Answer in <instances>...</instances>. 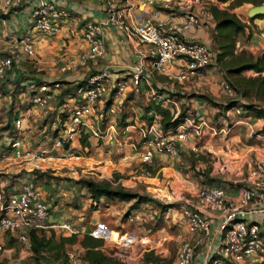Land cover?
<instances>
[{
	"label": "built area",
	"instance_id": "obj_1",
	"mask_svg": "<svg viewBox=\"0 0 264 264\" xmlns=\"http://www.w3.org/2000/svg\"><path fill=\"white\" fill-rule=\"evenodd\" d=\"M104 5V20L88 22L82 29L86 49L69 61L68 69L85 67L106 54L104 28L113 25L122 31L127 40L134 41L132 48L136 59L131 71L124 77H116L108 67L88 75L76 88L77 101L62 124V135L55 137V145L63 146L75 135L89 132L96 134L93 120L95 105H104V97L111 94L110 104L105 112H115L114 102L120 100L127 89L139 91L141 81L149 76L165 75L178 83L205 78L216 67L215 51L209 42L186 38L184 33L199 27L202 21L213 19L205 6L206 0H146L155 6L142 20L128 22V12L122 0H98ZM24 0H0L3 10L19 7ZM208 10H207V9ZM67 10L56 5L53 0H38L30 9L31 30L22 37H14L5 49L0 50V105L8 95L3 91V83L8 74L24 56L35 53V35L56 36L60 32ZM77 84V83H76ZM226 95H235L225 81L219 83ZM26 104L40 110L46 109L55 95L61 90L59 81L48 84L31 85ZM163 101L161 96H158ZM169 100L168 98L164 101ZM102 110V109H101ZM178 113V111L176 112ZM198 115H196L197 117ZM183 122L167 131L148 129L151 137L144 140L139 152V160L144 164L141 175L150 176V164L155 154L173 158L178 153L177 142H184L193 133L203 136L208 128L203 118L182 117ZM24 115L12 119V129L0 136V169L11 158L38 160L46 156V151L20 149L24 135ZM160 126V125H159ZM185 126V127H184ZM212 129V128H211ZM10 134V136H9ZM191 149L196 150L195 145ZM3 164V165H2ZM32 171V170H31ZM250 182L241 187L234 198H229L225 188L217 185H204L199 188L193 203L180 207L179 214L187 234L191 237L179 245L174 264H190L194 250L205 245L211 237L212 223H216L217 233L221 234L218 249L205 257V264H262L264 262V230L262 223L251 216L264 212V161L255 160L249 164ZM33 177V175H32ZM51 216L49 205L43 200L41 191L29 180L22 182L9 195L4 197L0 189V231L18 232L21 240L27 239V232L35 227L45 226ZM55 224L74 234L79 233L70 217L61 214ZM212 245V243H211ZM2 245L0 244V251ZM55 264H90L84 259V248H70L64 257Z\"/></svg>",
	"mask_w": 264,
	"mask_h": 264
},
{
	"label": "rangeland",
	"instance_id": "obj_2",
	"mask_svg": "<svg viewBox=\"0 0 264 264\" xmlns=\"http://www.w3.org/2000/svg\"><path fill=\"white\" fill-rule=\"evenodd\" d=\"M228 3L218 6L223 8ZM253 5L252 3H243L231 8L230 11L257 31L254 21L251 22L248 16V10ZM242 35L245 36L246 32L237 36L236 51L238 52L242 49L238 45V41L243 42ZM248 44L246 50H249L254 56L261 51V46L257 41ZM211 45L213 46V44ZM243 75L255 74L246 71L243 72ZM226 76L224 69H221L218 63L214 70L199 80L178 83L173 79H167V76L165 79L156 76L159 84L163 85L167 81V86L177 91L168 92L171 98L180 100L177 105L178 113L176 110H167L172 120L181 119L179 122L181 124L184 120L179 118V113L183 111L184 117L207 120L209 127L204 131L202 138L197 137L199 140L194 144L197 151L186 148L183 152L178 150L177 155L173 158L162 155L163 162L161 164L154 155L150 167H147L151 173L149 177L141 175L145 166L139 160V152L142 142L151 137V132L148 131L149 127L153 125L156 130L160 129V126L154 121V119L157 121L158 118H153V116L159 114L158 111L162 108L153 104V108L147 111L148 106L144 104L145 96L140 95L139 92H128L126 96L114 102L115 115L112 123L116 133L113 132L112 135L116 136L117 140L108 138L110 135L108 130H111L107 125L109 116L105 117V112L99 109L101 103H96L95 111L96 115L98 112H103V115L97 120H93L97 137L93 136L91 132L75 135L69 141L67 150L62 145H55L56 134L62 135L63 131V127L58 121L57 110L62 103H65V111L70 113L74 107L71 102L64 101L62 95L57 93L46 109L39 110L38 115L28 117V120L26 118L24 138L30 143L26 145L27 149L34 150L37 147H43L51 150L49 155L52 158L48 159L45 156L42 160H32L33 165H38V168L33 167L37 175L36 183H54V191L59 193L62 190L64 193L61 194L64 205L67 207L70 205L72 208L84 207L82 210L83 224L94 217L97 218L98 210L111 206L110 216L114 215L117 222L115 225L109 221L106 223L110 228L117 227L120 231H117L119 236L115 237L116 241L113 244L105 243L103 240L101 249L107 257L112 259L108 264H174L179 245L183 240L190 238L182 226L184 223L179 215L180 207L194 202L197 191L204 185L225 187L245 184L244 181L234 183L232 180L235 178L229 177L234 175L237 178H243L247 175L249 164L256 160L252 157L248 161H244L238 157L239 153H234L238 149H235L230 141L234 122L244 115L242 113L245 110H241L239 106H237L238 112L233 109L224 110L209 101V99L217 103H227L234 99L246 101L240 98L236 92L233 96L223 92L222 86L219 84L221 80L234 90L232 82L235 78ZM151 87L156 93L166 91L153 81H151ZM13 89L17 91L18 85ZM65 89H70V85L62 87V91ZM146 89L150 90L149 86H146ZM14 90L10 93L11 95L15 92ZM251 99L249 98V100ZM199 100L201 102H197ZM14 107L12 105L9 110L2 106L0 108V136H3L2 132L6 127L9 126L12 129L11 120L14 117ZM22 108H26V106H22ZM246 112L250 111L246 110ZM148 113H150V117H145ZM196 115L198 116L196 117ZM251 116L253 130L248 134L253 137L262 135L264 124L263 126L262 122L254 124L257 121L253 119L255 118L253 115ZM124 124L133 126L127 130L132 135L133 146L129 145L127 140L122 137ZM106 135L107 137H105ZM99 136H103V138H98ZM88 137L91 139L89 140ZM192 140L194 139L190 135V138L188 137L184 143L189 144ZM160 167L164 169L160 170ZM1 170L3 173L0 174V178L11 175L4 172V169L1 168ZM79 179L105 181L111 187H123L136 196L128 201L117 199L113 202L102 198L100 202L93 204L88 190L78 183ZM261 226L264 230V222ZM199 250H201L200 247L195 248L190 264H193Z\"/></svg>",
	"mask_w": 264,
	"mask_h": 264
},
{
	"label": "crops",
	"instance_id": "obj_3",
	"mask_svg": "<svg viewBox=\"0 0 264 264\" xmlns=\"http://www.w3.org/2000/svg\"><path fill=\"white\" fill-rule=\"evenodd\" d=\"M37 2L38 0H24V2L17 8L8 10H3L0 8V50L5 49L7 46H9L14 37H22L23 35L30 32L31 25L29 12ZM53 2L56 5L61 6L67 10V16L64 18L60 32L56 36H50L47 34L35 35L34 55L31 57L24 56L22 61L16 65L14 71L7 75L2 86L4 93L8 95V97L0 105V108L2 106L9 110L12 105L15 106L14 117H12V119L15 118L18 114L24 115V129L26 118L28 120V117L30 118L38 115V111L40 110L33 106H28V104H26L25 102L26 98H24L23 93H25L26 97L29 95V86L48 84L52 81H59L61 83V90L59 94L63 95V92H65L66 89L62 91V87H65L66 85L72 86L73 84L83 81L91 73L105 67L110 68L115 73V76L117 78L124 77L129 74L136 61L132 51V48L136 46V43L134 41L127 40L124 37L122 31L115 26L108 25L104 28L106 54L96 61L89 62L85 67H81L77 70L68 69L71 66V63H69V61L75 59L81 51L86 49V43L82 37V29L84 25L88 22H102L105 16L104 5L98 0H53ZM122 3L124 6H126V10L128 12L126 20L128 22L130 21L134 23L142 20L155 6L154 4H149L146 0H122ZM226 3L227 2L221 3L218 0H206L205 6L209 9L212 4L225 5ZM254 23L256 25L257 31H255V29L249 25L250 31L249 29H246V35L241 36L243 42L238 41V45L240 48L246 50V46L249 45L248 43L257 41V43H259V46H261V50H264V47H262L264 44V18L255 19ZM213 27L214 19L206 21L203 20L199 27L192 31L185 32L184 36L186 38L209 42L210 44H212L211 31H213ZM156 76H160L161 79H165V75L155 74L149 76L147 82L144 80L141 81L138 92L140 93V95L145 96L144 104L150 107H153V104H157L164 110L172 109V111L176 110V112H179V109H177V105L178 103H180V100L171 98L168 94V92L173 93L177 91L173 90L172 87L167 86V81L163 83L164 86L162 85V83L159 84L157 82ZM166 78L169 79L168 77ZM151 81L155 82L157 85L162 86L167 92L165 91L156 93L151 87ZM16 85H18L19 88L17 91L13 89ZM146 86H149L150 90H147ZM13 90L15 92L11 95L10 93L13 92ZM128 92L138 93L133 90L127 89L124 91L122 97L126 96ZM158 96H161L163 98V101L158 98ZM105 97H107V99H104V105H100L99 107V109H102V111L104 112L107 106L110 104L111 94H108ZM62 98L64 101L71 102L72 106L75 105L77 101L76 95L71 96L68 92L65 93L64 97L62 96ZM166 98H168L169 100L164 101V99ZM197 102L201 101L199 100ZM22 106H26V108H22ZM65 106V103H62L58 107L57 117L59 118V122H61L62 119L63 121H65V118L67 116L68 112L65 111ZM207 107L209 108V106ZM148 109L147 111H150ZM232 109L236 112L239 111V108L237 106H234ZM240 109L242 110V108ZM200 112L203 113V111ZM252 112L253 111L247 113L246 110L243 111L242 114L244 115H241L238 120L234 122V129L232 130L230 141L234 145L235 149H238V151L236 150L234 153H239L238 157H240L244 161H248L252 157L256 160L264 161V133L262 135H257L256 137L248 134L253 130V123L250 121L252 117L251 115H253L255 117L253 119L257 121L254 124H259V122H262V126L264 124V116L252 114ZM114 115V113L108 114L107 112H105L104 115L105 117L109 116L107 125L109 126V129H111L108 130V134H110L108 138L110 140H117V137L112 135L113 132L116 133L114 124L112 123ZM145 117H150V113L146 114ZM159 117L160 114H155L153 116V118H158L157 121L154 119L158 126L160 125ZM97 119L98 118H95L94 120ZM124 127L125 128L122 130V137L123 139L127 140L126 142L129 145L133 146L132 135H130V133H128L127 131L130 127L133 126L130 124H124ZM205 130L206 128H204V131ZM92 135L97 137L96 134L92 133ZM107 135L105 137H107ZM191 135L194 139L191 142L192 145L191 143H184L185 141L177 142L179 152H183L186 150V148H191L195 143H197V140L199 139L194 136L193 133ZM24 136L25 134L21 139L22 144L20 146V149L22 151L28 150L26 145L30 144L27 139L24 138ZM203 136H201L200 138H202ZM98 138L102 139L103 136H99ZM90 139L91 138H89V140ZM143 143L144 141L142 142V145ZM63 147L65 150L68 149V146L63 145ZM38 149L46 151V158H52L49 155L51 153V150L43 147H37V149L34 150ZM155 155L159 163L161 164V162H163L162 155ZM34 166L37 167L38 165H33L32 160H24L22 158H11L4 162V166L2 167V169H4V172H6L7 174L12 175H8V177L3 176L0 178V189L4 192V197L13 192L15 188H17L22 182L27 179L32 181L33 183L31 176L32 171H34ZM163 169V167H160V170ZM1 173H3V171L0 169V174ZM229 177L235 178L232 180L234 183L242 181L245 182V184L241 185L236 184L237 186L227 185L224 187L227 196L229 198H234L238 190L240 189L238 187L243 185L247 186L249 184V168H247V175H245L243 178H237L234 175H231ZM5 185H9L8 191H4ZM35 185V187H37L41 191L43 200L46 201L51 207L52 215L50 216V219L45 226L35 227L30 229L29 231L33 230L35 231V234L37 236L44 237L46 239L50 238L54 242H59L60 239L64 237L75 236L76 242L72 244L65 243L64 246L60 248L57 255H55V250L41 251L40 255H42L44 258L37 259L38 257L34 255L30 249V239L28 232L27 239L21 240L18 232L0 231V244L2 245V250L0 251V264H55L57 258H63L65 251H67L68 249L81 248L80 240L84 237L85 234L97 238H102L105 243L109 242L113 244V242L116 241L115 237L119 236V233H117V231L120 230L117 227L110 228L106 223L109 221L115 225L117 222V218H115L114 215L110 216L111 206L103 207V209L98 210L99 215L96 216L97 218L94 217V219L83 224L84 217L82 210L84 207L72 208L70 205L68 207L64 205L63 198H61V194H64L63 191L61 190L59 191V193L57 191L51 192L53 191V189H55L54 183L48 184L41 182V184L36 183ZM107 200L109 202H113L116 199ZM60 212L61 214L69 216L70 220L72 218L71 223L78 228L79 233L74 234L71 231L62 229L60 226L55 224V215ZM251 217L254 220H258L262 224L264 222V212L253 215ZM216 225L217 224L215 222L212 223L210 240L205 245L198 246L201 250H199V253L195 256L193 264H205L204 261L207 254L209 252H211V255L216 253L221 239V234L217 233ZM95 232H98L100 234Z\"/></svg>",
	"mask_w": 264,
	"mask_h": 264
},
{
	"label": "trees",
	"instance_id": "obj_4",
	"mask_svg": "<svg viewBox=\"0 0 264 264\" xmlns=\"http://www.w3.org/2000/svg\"><path fill=\"white\" fill-rule=\"evenodd\" d=\"M221 3L229 2L226 7L220 8L217 4H212L209 8L214 19L213 31H211L212 38V48L215 51V60L219 64L221 69H224V74L226 77H234L232 85L238 96L246 101L240 99L230 100L227 103H217L216 101H209L215 106H219L224 110L232 109L234 106H239L242 110L253 111L257 115L264 116V50H261L256 56L245 49H241L239 52L236 51L237 36L239 34H244L246 29H249L247 22L242 21L235 13L231 12L230 9L240 6L243 3H252L254 5H260L264 3V0H218ZM264 18V14L258 15L256 17H251L249 20L253 22L255 19ZM252 72L250 76L243 75V72ZM83 81L78 82L70 86V89H66L65 93H69L71 96L76 95V88L78 84L80 85ZM207 98V97H205ZM249 98H252L249 100ZM240 101V103H238ZM157 105V104H156ZM148 110L153 107L148 106ZM161 115L160 127L162 131H167L172 127H176L181 119L172 120L170 113L167 110L160 109L158 111ZM184 116L183 111L179 113V118ZM63 119L60 125L63 124ZM10 127L3 129L4 133ZM56 134V133H55ZM57 135V134H56ZM10 136V134H9ZM68 146L69 143H65ZM29 174V173H27ZM32 181L31 184L35 187L36 185V173L32 171ZM43 175V174H42ZM28 180V179H27ZM78 183L86 188L89 192L90 200L93 204L100 202L102 198L104 199H118L121 201H128L134 198L136 195L133 192L124 189L123 187L114 188L105 181H93L86 179H79ZM9 184V183H8ZM9 185L4 186V191H8ZM54 192V189H53ZM140 198V197H138ZM46 202V201H45ZM47 203V202H46ZM48 204V203H47ZM50 207V206H49ZM51 210V207H50ZM52 215V210H51ZM61 212L57 216H60ZM30 239V249L37 259H43L44 257L40 255L41 251L55 250V255L59 253L60 248L64 246L65 243L72 244L76 242L75 236H69L61 238L59 242H54L50 238L46 239L44 237H39L35 234V231H28ZM103 244L102 238H97L88 234L80 240V245L84 248V259L90 264H108L111 262V258L107 257L101 246ZM62 258V257H61ZM60 257L57 260L61 259Z\"/></svg>",
	"mask_w": 264,
	"mask_h": 264
},
{
	"label": "water",
	"instance_id": "obj_5",
	"mask_svg": "<svg viewBox=\"0 0 264 264\" xmlns=\"http://www.w3.org/2000/svg\"><path fill=\"white\" fill-rule=\"evenodd\" d=\"M262 14H264V3L260 4V5H253L248 10L249 18L256 17V16L262 15Z\"/></svg>",
	"mask_w": 264,
	"mask_h": 264
}]
</instances>
